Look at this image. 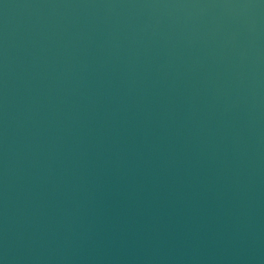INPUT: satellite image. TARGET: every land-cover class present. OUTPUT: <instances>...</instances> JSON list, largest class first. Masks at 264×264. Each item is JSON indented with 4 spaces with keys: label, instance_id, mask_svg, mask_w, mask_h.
I'll return each instance as SVG.
<instances>
[{
    "label": "water",
    "instance_id": "water-1",
    "mask_svg": "<svg viewBox=\"0 0 264 264\" xmlns=\"http://www.w3.org/2000/svg\"><path fill=\"white\" fill-rule=\"evenodd\" d=\"M0 264H264V0H0Z\"/></svg>",
    "mask_w": 264,
    "mask_h": 264
}]
</instances>
